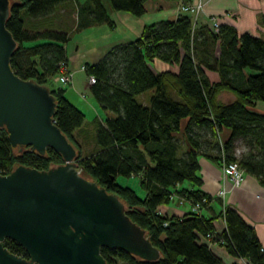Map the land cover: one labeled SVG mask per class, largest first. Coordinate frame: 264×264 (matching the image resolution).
<instances>
[{
	"label": "trees",
	"instance_id": "trees-1",
	"mask_svg": "<svg viewBox=\"0 0 264 264\" xmlns=\"http://www.w3.org/2000/svg\"><path fill=\"white\" fill-rule=\"evenodd\" d=\"M104 0H85L76 9V27L113 22ZM112 10L139 17L146 12V0H107ZM71 0H10L6 28L16 41L10 58L14 73L48 87L56 100L54 121L77 150L76 162L82 174L115 193L125 204L132 221L146 231L160 251L155 261L142 260L121 249L101 247L107 264H225L202 242H219L228 253L264 264V249L254 227L233 206L215 214L212 197L203 191L199 158L223 167L235 163L243 175L257 179L264 187V32L260 37L239 34L232 25L193 26L191 15L145 26L139 38L112 47L98 62L84 65L89 94L103 111L95 117L98 149L89 157L81 155L76 131L83 126L85 113L64 95L66 87L56 86L54 77L68 67L65 44L69 30L53 27L48 15ZM44 19L45 25L31 21ZM47 20V21H46ZM33 43V44H29ZM160 61L176 71L154 69ZM216 74L212 80L210 73ZM53 84L55 86H53ZM152 90L145 105L137 96ZM227 93L230 98L221 100ZM228 129V136L221 133ZM246 151L237 154V142ZM17 149V153L15 152ZM61 155L51 148L41 155L30 147L13 148L7 132L0 128V173L8 174L17 165L48 169L61 164ZM118 176L137 177L142 194L117 182ZM174 195L199 204L198 212L181 217L163 216L157 208ZM221 216L224 231L214 237L213 221ZM4 247L28 258L14 240Z\"/></svg>",
	"mask_w": 264,
	"mask_h": 264
},
{
	"label": "water",
	"instance_id": "water-1",
	"mask_svg": "<svg viewBox=\"0 0 264 264\" xmlns=\"http://www.w3.org/2000/svg\"><path fill=\"white\" fill-rule=\"evenodd\" d=\"M9 11L10 0H0V128L13 148L30 147L41 155L51 148L63 162L0 173V264H107L101 247L159 259V249L128 216L124 202L78 168L76 148L54 121L57 103L48 87L12 70L16 41L6 28ZM6 238L28 258L4 247Z\"/></svg>",
	"mask_w": 264,
	"mask_h": 264
},
{
	"label": "crops",
	"instance_id": "crops-1",
	"mask_svg": "<svg viewBox=\"0 0 264 264\" xmlns=\"http://www.w3.org/2000/svg\"><path fill=\"white\" fill-rule=\"evenodd\" d=\"M180 1L146 0V12L136 17L125 11L112 10L109 1L104 0L103 4L113 22L112 27L107 24H100L78 29L76 27L77 14L74 16L71 26L65 27L69 29V40L65 44L68 58L67 66L69 70L73 71L74 83L73 87H66L64 95L82 111L86 109L89 113H93L91 124H94L93 120L97 117V113L99 114L100 112L103 117L111 116V114L103 111L88 94L89 83L86 81L87 77L84 71L80 70V68L86 63L93 64L98 62L112 47L139 38L145 26L163 20L176 19L182 14L178 10ZM183 1H189L192 4L200 2L203 5L198 15L199 17L193 26L206 24L210 27V18L216 17L219 24L232 25L239 34L249 33L256 37L263 35L264 0ZM84 2L85 0L72 1L74 9L76 10L79 4ZM153 65L157 71L168 69L176 71L177 69L176 66H170L160 61H155ZM210 76L212 80L217 79L216 74L213 72L210 73ZM148 98L149 96L144 97L142 103L147 105ZM224 132L223 140L228 136V131L227 134L226 130ZM79 133H85L83 127L78 129L75 134L77 141L81 143L82 138L78 135ZM93 146L96 151L98 149L96 143ZM199 164L202 179L201 188L212 197V201L209 204L210 210L218 214L221 213L226 205L236 208L243 218L254 227L264 249V187L259 184L255 177L248 174L243 175L241 182L235 185L224 175L221 166L205 157L199 158ZM222 188L225 190V194L221 199L219 192ZM157 210L163 216L181 217L191 212L192 204L184 198L175 195L170 203L159 205ZM213 225L215 228L214 237L220 235L226 227L221 216L213 221ZM201 241L206 243L211 251L225 264H241L243 262V258L228 253L219 242L209 243L203 238Z\"/></svg>",
	"mask_w": 264,
	"mask_h": 264
},
{
	"label": "rangeland",
	"instance_id": "rangeland-1",
	"mask_svg": "<svg viewBox=\"0 0 264 264\" xmlns=\"http://www.w3.org/2000/svg\"><path fill=\"white\" fill-rule=\"evenodd\" d=\"M71 1H82V0H71ZM183 4H192V3H190L189 1H183V0H181L180 3L178 4V10H179L180 13H183L184 12V11L182 12V10L180 9L181 5H183ZM198 4L201 5L200 11L198 13V15H199L200 12H201L202 6H203L202 3L198 2V3L193 4V5H198ZM75 15H76V10L74 9L73 4H70V5H67V6H61L57 10H55L54 13H51L50 15H48L49 23L46 22V24H53V25H51L53 27H60V26L67 27V26H71L72 21L74 20V16ZM198 17L199 16H197V18ZM211 18H210V20H211ZM214 18L216 19V17H214ZM42 20L44 21V19H42ZM31 25L32 26H37L38 25L40 27V26L45 25V21L43 23V22H40V21L33 20V21H31ZM80 70H82V69L80 68ZM54 81L56 83H58V84H56V86H59V84H60L61 86L64 85V87L70 88V87H73L74 77H72V83H70V84H64L60 80L59 81L54 80ZM86 81H87V83H89L88 79ZM53 86H55V85L53 84ZM151 93H152V90L150 89V90L144 92L143 94L138 95L137 96V100L139 102H142V99L144 97L150 96ZM219 97H220L221 100H227V99L230 98V95L227 94V93H222ZM256 108L258 110H260V111H264V102L258 101L257 104H256ZM83 111L85 112V115H86V119H85V121L83 123V126H82L83 127V130L85 131V133H83V134L82 133H79L78 134L82 138L81 139L79 137L81 139V141H82L79 144L81 146V155L82 156H88L89 157L95 151V147L93 145L95 143L94 141H95L96 127H95L94 124H91V120H92V118L94 116L93 113L92 112L89 113V111H87L86 109L83 110ZM96 115H97V117H100V118L102 117L103 118V115L100 112H99V114L97 113ZM227 131H228V129H226V134H227ZM224 136H225V132L223 130L222 137H224ZM246 150H247V147L244 145V143L242 141H238L237 142V150H236L237 152L236 153L239 155L243 151H246ZM15 152L17 153V150H15ZM75 162H78V161H76V159H75ZM117 182L120 183V184H122V185L130 186L134 190H136V192L138 194H142V191L140 190V188L138 186V179H137V177H130V178H128V177H124V176H118L117 177ZM240 182H241V180L239 181V183ZM239 183H237V184H239ZM234 184L237 185L236 183H234ZM224 194H225V190L222 188L220 190V192H219V195H220L219 197L220 198L223 197ZM222 202H224V201L222 200ZM223 208H225V207H223ZM191 211H195L193 209V206H192V210Z\"/></svg>",
	"mask_w": 264,
	"mask_h": 264
},
{
	"label": "built area",
	"instance_id": "built-area-1",
	"mask_svg": "<svg viewBox=\"0 0 264 264\" xmlns=\"http://www.w3.org/2000/svg\"><path fill=\"white\" fill-rule=\"evenodd\" d=\"M201 5H193V4H183L181 5L180 9L182 10L183 13L190 14L192 18L193 24L197 21V16L200 11ZM219 27V22L217 19L214 17L211 18L210 20V28L217 31ZM81 69L84 71V66L81 67ZM72 77H73V72L68 69V67H62L61 72L54 77V80L56 81H62L64 84H70L72 83ZM89 84L94 82V78L92 76L88 77ZM80 169V168H79ZM81 170V169H80ZM223 173L225 176H227L233 183H239L240 180H242L243 173L238 169L237 165L235 163H231L228 165H224L222 167ZM193 209L198 212L200 210V205L194 204L192 205ZM223 211V210H222ZM213 237L211 234H206V236L203 237L206 242L210 243V239ZM241 264H250L248 260L243 258V262Z\"/></svg>",
	"mask_w": 264,
	"mask_h": 264
}]
</instances>
